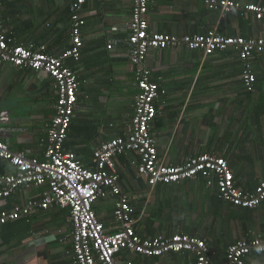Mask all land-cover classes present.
Masks as SVG:
<instances>
[{"label":"crops","instance_id":"crops-1","mask_svg":"<svg viewBox=\"0 0 264 264\" xmlns=\"http://www.w3.org/2000/svg\"><path fill=\"white\" fill-rule=\"evenodd\" d=\"M75 1L2 0L0 17L10 45L45 46L51 56L63 54L70 47ZM234 1L264 6V0ZM131 9L132 0H85L81 57L65 62L78 86L64 149L85 168L92 167L99 145L130 129L137 94L127 43ZM147 20L151 33L181 37L215 30L221 36L264 39V21L238 11L220 15L207 10L203 0H150ZM250 64L256 81L247 91L233 52L204 56L186 48L149 50L145 65L158 87L150 133L161 161L178 166L215 155L226 160L237 187L253 191L264 180V55H254ZM55 101L49 77L0 63V139L12 151L44 160ZM124 162L116 158L114 166L140 236L198 237L206 242L211 264H224L226 247L235 241L264 237V202L253 210L235 208L222 202L203 177L151 188ZM12 171L0 161V175ZM45 191L22 186L0 202V211L40 201ZM93 210L107 231L117 230L113 197L97 201ZM71 234L68 210L56 206L9 222L0 227V264H71ZM119 258L132 264H194L187 253L159 258L122 253ZM244 264H264V254L251 253Z\"/></svg>","mask_w":264,"mask_h":264},{"label":"built area","instance_id":"built-area-1","mask_svg":"<svg viewBox=\"0 0 264 264\" xmlns=\"http://www.w3.org/2000/svg\"><path fill=\"white\" fill-rule=\"evenodd\" d=\"M150 0H132L127 43L129 61L134 68L137 94L129 132L102 143L93 152L92 167L85 168L75 154L64 149L77 102V78L66 66L67 60L79 61L83 47L81 29L85 25L82 6L76 0L70 6V47L59 56H51L45 46L10 45L0 17V63L19 69H29L52 80L56 96L54 116L48 126L44 160L28 158L22 151H12L0 139V161L13 169L0 175V202L11 197L22 186L45 187L42 199L0 211V227L20 219L28 220L32 213L51 206L66 209L72 224L71 264H132L120 260L122 253L144 258H159L168 254L187 253L194 264H211L206 242L198 237L176 234L145 238L136 232L137 218L129 197L119 184L114 160L134 153L137 175L151 188L158 184H177L203 177L205 185L214 187L219 199L235 208L253 210L264 202V180L253 191L234 184L226 160L215 155H199L178 166H169L158 157L150 133V123L156 116L155 100L158 87L151 81L145 65L149 50L180 49L199 51L204 56L216 52H233L241 63V84L247 91L256 81L250 64L254 55H264V39L241 36H221L215 30L202 35L174 36L151 33L147 20ZM207 10L226 15L238 11L252 14L264 21V6L241 5L234 0H203ZM2 0H0V11ZM111 46H108V49ZM136 163V164H135ZM114 198L115 232L107 231L98 221L93 205L99 200ZM251 253L264 254V237L239 239L225 250L224 264H244Z\"/></svg>","mask_w":264,"mask_h":264},{"label":"trees","instance_id":"trees-1","mask_svg":"<svg viewBox=\"0 0 264 264\" xmlns=\"http://www.w3.org/2000/svg\"><path fill=\"white\" fill-rule=\"evenodd\" d=\"M118 158H119L121 164L122 163H125L124 162L125 160L127 161L126 167L128 169H135V166L132 165V163L133 162H136L137 163L138 160H137V156L134 153H126V154H124V155H122V156H120Z\"/></svg>","mask_w":264,"mask_h":264}]
</instances>
